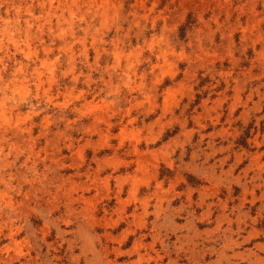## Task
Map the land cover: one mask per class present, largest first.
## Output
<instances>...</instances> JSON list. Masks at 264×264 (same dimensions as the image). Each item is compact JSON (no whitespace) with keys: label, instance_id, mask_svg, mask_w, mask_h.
<instances>
[{"label":"rangeland","instance_id":"obj_1","mask_svg":"<svg viewBox=\"0 0 264 264\" xmlns=\"http://www.w3.org/2000/svg\"><path fill=\"white\" fill-rule=\"evenodd\" d=\"M20 7L30 32L0 22L5 83L49 46V61L70 47L132 71L119 105L81 84L75 104L60 98L63 121L21 107L0 128L4 176L16 177L0 184V264H264V0Z\"/></svg>","mask_w":264,"mask_h":264},{"label":"clouds","instance_id":"obj_2","mask_svg":"<svg viewBox=\"0 0 264 264\" xmlns=\"http://www.w3.org/2000/svg\"><path fill=\"white\" fill-rule=\"evenodd\" d=\"M23 2L24 0H0V22L5 25H12L14 28L12 32L13 36L26 35L31 29V25H28L26 29L21 27L22 9L20 4ZM24 23L27 24V21H24ZM4 31H7V28ZM128 38V34H125L124 39L127 40ZM21 42L24 43V41ZM77 42L80 43L82 41ZM59 52L60 54L56 56L55 60L49 61L48 56L52 53V48L49 46L46 50L44 61L39 62L38 59L32 61L33 64H37V67L32 69V71H29L30 64L17 65L12 72V80L7 83L4 82L3 75L8 71L7 66L0 68V93L3 94V99H0V120H3V123H0V128H3L4 131H7L9 127H14V125L8 123L10 114L21 107L27 109L25 120L44 115L50 109H56L58 110L57 119L63 121L66 119L64 109L68 108V105L59 103L60 98L67 95L71 97L73 104H75L78 86L81 84L86 86V94H94L96 96L104 94L106 97H113L111 101L113 105H119V89L128 86L126 80L129 72L132 71L131 68L122 69L119 62H117L101 69L99 57L95 65H89L87 54L84 51L80 52L79 57L71 52L70 47L61 48ZM32 55H36L35 51H33ZM108 55L110 56L111 54L109 53ZM2 63L3 61L0 60V64ZM77 63L80 64L79 70L76 68ZM144 63L150 65L151 61L146 60ZM133 67H138V64L133 65ZM95 73H99V75L96 79H93V74ZM105 76H108L107 80H105ZM150 77L151 71L145 68L143 77L145 83L142 86L146 92L153 94L150 87ZM113 79L119 80L120 83L114 85L112 83ZM9 84L16 85V87L10 89ZM19 85H23V87L21 88ZM45 85H48L47 89H45ZM53 87L56 88L55 93L52 92ZM61 88L64 90L61 91ZM9 91L12 92L11 95L8 94ZM79 98L83 99V96ZM139 106L142 107L143 104ZM72 111H78V109L73 107ZM45 118L50 119V117ZM147 143L152 144L153 140L149 139ZM11 154L9 152V155ZM3 155V149L0 148V157H3ZM199 159L198 156L192 155L188 162L192 167H199L200 164L197 163ZM177 161H179L177 166L184 164V161H180L179 157H177ZM0 165H3L0 166V184L9 186L16 177L8 176L5 179L4 173L10 165H4L3 160H0ZM23 167L27 168V164L23 165ZM19 194L17 192V195ZM0 211H3V208H0ZM246 259L248 260V264H255V261L251 257ZM260 260L264 262V257H260Z\"/></svg>","mask_w":264,"mask_h":264}]
</instances>
